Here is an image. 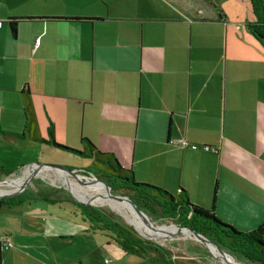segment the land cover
Listing matches in <instances>:
<instances>
[{"label": "crops", "instance_id": "0c3cea01", "mask_svg": "<svg viewBox=\"0 0 264 264\" xmlns=\"http://www.w3.org/2000/svg\"><path fill=\"white\" fill-rule=\"evenodd\" d=\"M229 15L212 0H0V128L25 132L29 90L43 139L51 125L78 150L87 138L138 182L183 188L254 230L264 223V40ZM41 16L93 20L21 21L15 36L6 23ZM44 146L0 134V166L19 172L35 163L27 149ZM35 191V203L19 196L0 210V264H96L97 234L110 238L74 201Z\"/></svg>", "mask_w": 264, "mask_h": 264}, {"label": "trees", "instance_id": "16d2710c", "mask_svg": "<svg viewBox=\"0 0 264 264\" xmlns=\"http://www.w3.org/2000/svg\"><path fill=\"white\" fill-rule=\"evenodd\" d=\"M250 3L255 20L249 22L247 28L258 40L263 41L264 0H251ZM35 20L91 21L93 19L62 16L11 17L6 23L15 36L17 26L21 21ZM22 95L23 108L26 114L25 132L14 133L0 128V134L9 138H25L27 140L48 144L62 152L70 153L77 157L89 158L91 160V166L87 171L93 173L99 180L104 181L113 193L130 197L139 209L146 212L150 217L155 219H168L178 226L192 228L196 232L208 237L220 248L235 256L237 259L243 258L251 263L264 264V223L254 230L241 231L233 225L220 220L215 214V206L208 209L192 203L183 188L175 195L160 186L146 182H138L134 178L131 169L124 168L112 153L99 150L87 138H82L83 150L61 145L55 141L54 129L51 125L49 133L50 140L43 139L33 105L32 94L29 90H23ZM14 171L15 169L0 166V176H8ZM48 172L52 175L50 171ZM60 173L55 171L53 175ZM25 178V176L19 175L13 186L14 190L20 188ZM66 186L69 187V185ZM71 189L79 199L84 200L74 187ZM44 196L46 199H55L52 193H45ZM16 198L15 196L1 198L0 210L5 206L11 208L21 203V200L15 201ZM75 204L81 211L83 218L89 223V229L106 234L120 246L125 254L136 255L143 260L156 264H182L172 258L168 249L142 237L133 226L126 225L120 219L115 218L112 212H106L101 207H95L89 204H81L78 202H75ZM140 218L142 219L141 215ZM149 225H153L151 221ZM134 226L139 232L143 233V236L150 237L151 239H162L177 231H158L149 235V233L137 225ZM153 226L176 227L174 224Z\"/></svg>", "mask_w": 264, "mask_h": 264}, {"label": "rangeland", "instance_id": "374dc122", "mask_svg": "<svg viewBox=\"0 0 264 264\" xmlns=\"http://www.w3.org/2000/svg\"><path fill=\"white\" fill-rule=\"evenodd\" d=\"M212 2H214L215 5L218 6V8L220 6L223 8V10L228 11L230 13L228 18L231 19L232 22L236 21L235 22L236 25L241 24L240 25L241 28L244 25L247 27V24L249 22L254 21L255 19L254 16L250 14L252 13L250 2H248L249 6H243V7H238V5L236 4V2H234V0H219V1L212 0ZM239 9L243 12L239 13ZM246 9H247L248 15L245 13ZM245 18H248L247 20L249 21H244ZM226 22H229V21L226 20ZM246 30L248 31V28H246ZM244 31L245 30L242 31L243 34H244ZM43 137L45 138V120H44V136ZM57 143L70 147V148L77 149V147H72L66 144H62L58 141ZM39 149H42V150H39ZM39 149L38 148L37 150L27 149L26 154L28 158L30 157L31 162L42 163V164H56L60 166H65L70 169H86V173L90 175L89 171H87V169H89L91 166V160L89 158L77 157L70 153H66L62 151L57 152L53 150L52 147H48V146L39 147ZM25 168L27 167H24V169L19 172L15 171L14 174L11 177H9V180L15 179L19 177V175L24 174V172L26 171ZM42 173L43 174L40 173L38 177L32 178V180L28 183L26 188L21 193L16 195L15 197L22 196V199H27L29 202L35 203L34 202L36 200L35 198H37V193L35 190L42 189L44 190V193H52L54 198L60 199V198L65 197V198H69L71 201L77 202L73 194L69 190L64 188V186L66 185L61 183L59 180L55 179V177H57L58 175H53V172L51 171L52 179L53 178L55 179L53 181L52 179L48 178V176L45 177V172H42ZM80 174L83 176L85 175L84 173H80ZM7 177L8 176H0V180L5 179ZM70 179L74 182L73 185L78 183L77 179H74L72 177ZM83 180H86V178L83 177ZM99 184L102 185L101 183ZM13 186L3 191H0V193H8V192L13 191L14 190ZM77 191L83 198L85 197L79 190ZM86 197H90L91 199H89V201L94 203V204H89V205H92L95 207H101L106 212L110 211L114 214L115 218L120 219V221H123V223H125L126 225H130L134 227V225L129 223L121 215V213L119 212V206H117L116 204H110V203L103 202L105 198L104 194H101L97 192L96 190H94L93 192L88 193ZM39 203H42V202H39ZM45 205H46V202H45ZM55 210L56 209L52 206L51 211L53 212ZM59 210H62V209H59ZM125 210L130 218L134 216V209L131 208L129 205L125 207ZM145 214L147 215L148 220L151 221V224L153 225H173L174 224L178 226L177 224H175L174 222L168 219H155V218L150 217L146 212ZM138 234L141 235L139 232ZM192 236H187L183 231H177V232L175 231L174 234L167 235L163 237L162 239H149V240L155 243H158L159 245H162L163 247L168 249V251L172 255V258L175 261L182 263V264H225V262H223L220 258L214 257L212 253L209 251V249L202 242H200L198 239ZM97 239H98L97 250L95 254H93L94 261L96 262V264H105L106 258L113 259L114 264H136V263H133V261L138 258L136 256L125 255L122 252L120 246L115 241L108 239L106 238V236L99 234V233L97 234ZM86 241L89 244V240H86ZM81 245L84 246L83 244ZM232 257L235 259V261L241 264H255L243 258L237 259L235 256H232ZM143 264H148V263H143Z\"/></svg>", "mask_w": 264, "mask_h": 264}, {"label": "water", "instance_id": "95a60500", "mask_svg": "<svg viewBox=\"0 0 264 264\" xmlns=\"http://www.w3.org/2000/svg\"><path fill=\"white\" fill-rule=\"evenodd\" d=\"M29 168L32 169V173H30L24 179V181H23L22 185L20 186V188L14 190L12 192H8V193H5V194L0 195V199L1 198H7V197H11V196L18 195L19 193H21L26 188V186L32 180V178L38 177L40 175V173H42V172H45V171L55 172V171H57V172H63L65 174H68L70 177H72L74 179H77L79 183H81V184H83L85 186L88 185L90 182H99V183H101L105 187V189L108 191L109 196H111L113 198H116L118 200H121V201H125L126 203L129 204V206L131 208H133L137 213H139L142 216L143 223L145 225L147 223L149 224V222H150L148 220L147 215L145 214V212L142 211L141 209H139V207L134 203V201L130 197L125 196V195H120V194L113 193L112 190H111V188L104 181L99 180L97 177L94 180H83L82 177L78 174V171L79 170H83L84 171L86 169H70V168H67L65 166H60V165H56V164H42V163H33V164L29 165L28 169ZM13 174L14 173L8 175V177L5 178V179H1L0 180V183H4L7 180H9V177H11ZM64 188L67 189V190H69L73 194V196H74V198L76 199L77 202H79L81 204H94L91 201H84V200L79 199L70 187L64 186ZM95 205H97V204H95ZM176 227H177V231H183L184 229L189 230L196 239H198L200 242H202L209 249V251L212 253V255L214 257H216V256L213 254V252L211 250V247H210L211 245H213L216 248V250L225 259H228V256H232L231 254H229L228 252H226L225 250H223L222 248H220L215 242H213L212 240H210L208 237H206L205 235H203L201 233L196 232L194 229L189 228V227H181V226H176ZM135 229L137 230L136 227H135ZM174 233H172V234H174ZM143 237H145L146 239H151L150 237H146V236H143ZM227 264H241V263H239L237 261H231V260L228 259V263Z\"/></svg>", "mask_w": 264, "mask_h": 264}, {"label": "bare ground", "instance_id": "6f19581e", "mask_svg": "<svg viewBox=\"0 0 264 264\" xmlns=\"http://www.w3.org/2000/svg\"><path fill=\"white\" fill-rule=\"evenodd\" d=\"M23 172V171H22ZM28 172V173H27ZM30 173H32V169H26V171L24 172V174H21L22 176H25L27 177ZM43 174V173H41ZM52 179V175L49 174V172L45 171V177H47ZM15 178V177H14ZM18 178V177H17ZM17 178L15 179H10V180H7L6 182L4 183H0V191H3L11 186H13L16 181H17ZM71 177L68 175V174H65L63 172H61L60 174H58L57 177H55V179L59 180L61 183H63L64 185H69V187H74L75 189L79 190L85 197L83 198L84 200L86 201H89V199H91L90 197H86V195L90 192H93L94 190H96L97 192L101 193V194H104L105 196V199L103 202L105 203H110V204H116L117 206H119V211L121 213L122 216L125 217V219L134 224V225H137L138 227H140L142 230H144L145 232L149 233V235H152L153 233L155 232H158V231H167V232H171V231H175L177 230V227H158V226H153V225H149V224H144L143 223V220L140 218V214L137 213L135 210H134V216L132 218H130L125 210V207L127 205H129L128 203H126L125 201H121V200H118L116 198H113L111 196H108V191L105 189V187H103L102 185L99 184V182H90L88 185H83L81 183H77V184H74L73 185V181L70 179ZM54 178L52 179L53 181L55 180ZM58 185V184H57ZM5 186V187H4ZM71 187V188H72ZM16 190V189H15ZM14 191V190H13ZM12 192V191H11ZM1 194H5V193H0ZM108 201V202H107ZM183 232L187 235V236H191V232L189 230H186L184 229ZM142 235L143 233L140 232ZM211 245V244H210ZM211 250L213 252V254L217 257V258H220L223 262H225V264L228 263V259L231 260V261H234V259L231 257V256H228V259H225L217 250L216 248L211 245Z\"/></svg>", "mask_w": 264, "mask_h": 264}, {"label": "built area", "instance_id": "2783aa9c", "mask_svg": "<svg viewBox=\"0 0 264 264\" xmlns=\"http://www.w3.org/2000/svg\"><path fill=\"white\" fill-rule=\"evenodd\" d=\"M3 25V22H1L0 21V27ZM170 142L172 143V144H175V145H186V144H188V142L185 140V139H181V140H176V139H170ZM192 148H194V149H196V148H198V145H196V144H193L192 145ZM204 148L206 149V150H210V147L209 146H204ZM29 167V166H28ZM27 167V168H28ZM80 173H84L85 175L83 176V175H81ZM90 173V175H88L87 173H86V170H79L78 171V174L82 177V179H83V177H85L86 178V180H94L95 178H96V176L93 174V173H91V172H89ZM14 246V243L11 241V240H9L8 239V237H5V248L6 249H9V248H11V247H13ZM106 263L107 264H112V261H111V259H106Z\"/></svg>", "mask_w": 264, "mask_h": 264}]
</instances>
